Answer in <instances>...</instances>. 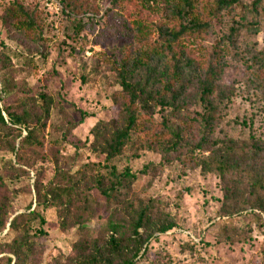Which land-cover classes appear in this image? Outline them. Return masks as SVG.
Returning a JSON list of instances; mask_svg holds the SVG:
<instances>
[{
    "label": "rangeland",
    "instance_id": "rangeland-1",
    "mask_svg": "<svg viewBox=\"0 0 264 264\" xmlns=\"http://www.w3.org/2000/svg\"><path fill=\"white\" fill-rule=\"evenodd\" d=\"M15 2L34 14L38 30L25 33L10 23ZM161 19L153 0H84L77 16L62 0H0V106L26 121L6 115L11 129L0 133V201L8 217L0 226V258H15L4 250L15 235L9 222L18 214L33 211L45 220L40 226L31 221L34 260L28 264H59L73 255L76 243L105 241L109 222L126 220L127 208L148 205L155 224L140 229L147 239L135 264H264V218L248 208L234 214L223 209L216 172L177 159L158 165L160 146L143 132L132 134L109 161L91 143L94 126L116 116L117 70L131 64L150 40L136 33L135 23ZM210 42L201 39L191 47L200 54ZM251 42L264 48V31ZM222 83L231 95L222 105L217 135L264 136V88L237 60L224 68ZM183 106L176 115L156 107L152 124L144 128L158 129L168 119L195 139L201 126L192 117L202 106L190 91ZM29 131L30 140L23 141ZM12 143L14 151L8 149ZM110 165L136 174L124 183L127 190L117 202H107L96 188L98 179L109 185ZM46 201L51 206H44ZM166 222H174V228L158 232Z\"/></svg>",
    "mask_w": 264,
    "mask_h": 264
},
{
    "label": "trees",
    "instance_id": "trees-1",
    "mask_svg": "<svg viewBox=\"0 0 264 264\" xmlns=\"http://www.w3.org/2000/svg\"><path fill=\"white\" fill-rule=\"evenodd\" d=\"M160 7L162 19L147 23L137 21L136 33L150 40L143 46L142 54L128 66L121 64L117 77L121 90L116 116L98 122L94 128L92 145L104 155L105 161L118 156L134 133H145L146 138L160 146L158 165L180 160L185 165L214 171L220 179L223 192L222 208L237 213L240 209L257 210L258 218H264V136L237 138L217 135L223 121L222 105L229 100V88L222 83L224 68L230 60H237L264 88V48L251 40L264 31V0H153ZM71 14L78 15L84 0H62ZM111 10H109L110 12ZM13 20V22H12ZM9 21L25 33L38 30L34 14L21 3L9 8ZM78 17L72 18L75 26ZM130 33H135L130 26ZM152 33H155L151 39ZM211 39L202 53L196 54V44L201 39ZM194 82V84H191ZM192 92L202 109L194 112L201 126L198 137L192 139L183 128L171 127L168 119L158 123V129H145L152 124L156 107L170 108L171 115L180 112L181 103ZM6 115L17 123L26 122L23 116L14 115L0 106V133L10 130ZM30 131L23 141L30 140ZM9 150L14 151L12 143ZM145 166L140 172L145 173ZM111 180L103 186L96 182L99 193L108 202L119 201L124 183L136 179L129 168L117 172L108 167ZM69 192H75L70 187ZM78 195V194H76ZM44 201V200H43ZM44 206H51L44 202ZM256 213V214H257ZM148 205L135 210L126 209V220L110 221V235L105 241L93 240L90 244L76 243L74 253L59 264H135L142 256L147 236L140 232L155 223ZM7 208L0 201V226L7 223ZM31 221L38 225L45 220L31 211L18 214L9 222L15 235L6 242L9 255L2 256L4 264H28L34 260V244L30 241ZM174 222L161 223L156 230L166 232L174 228ZM39 233H43L40 229Z\"/></svg>",
    "mask_w": 264,
    "mask_h": 264
}]
</instances>
